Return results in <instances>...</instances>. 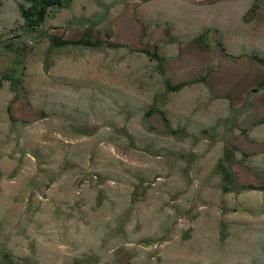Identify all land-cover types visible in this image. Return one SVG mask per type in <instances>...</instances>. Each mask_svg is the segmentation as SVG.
Wrapping results in <instances>:
<instances>
[{
  "label": "rangeland",
  "instance_id": "rangeland-1",
  "mask_svg": "<svg viewBox=\"0 0 264 264\" xmlns=\"http://www.w3.org/2000/svg\"><path fill=\"white\" fill-rule=\"evenodd\" d=\"M29 5L0 0V264H264V0Z\"/></svg>",
  "mask_w": 264,
  "mask_h": 264
},
{
  "label": "trees",
  "instance_id": "trees-1",
  "mask_svg": "<svg viewBox=\"0 0 264 264\" xmlns=\"http://www.w3.org/2000/svg\"><path fill=\"white\" fill-rule=\"evenodd\" d=\"M68 1L69 0H29V6H22L26 24L29 27H38L40 25L39 23H41L45 17L49 16L52 8L66 6ZM50 39L55 45H67L79 41V39H67L62 37L61 35L54 34L51 35ZM98 42L99 41H95L89 36L84 37L82 40L80 39V43L82 44H96ZM8 79L10 78L8 77ZM15 85L16 84L14 83L13 86L15 87Z\"/></svg>",
  "mask_w": 264,
  "mask_h": 264
},
{
  "label": "crops",
  "instance_id": "crops-1",
  "mask_svg": "<svg viewBox=\"0 0 264 264\" xmlns=\"http://www.w3.org/2000/svg\"><path fill=\"white\" fill-rule=\"evenodd\" d=\"M235 54H237V56H239L241 60H245L246 55L243 53L242 49L241 50H239V49L236 50ZM246 97H247V99L245 100V103H242V104H240L238 106L239 107L238 110L240 111V115H241L240 116L241 120H246V117H247L248 112H249L248 110H250L251 106L252 107L254 106V104H251V106L249 105V102H250L249 95H247ZM256 126H257V124H256Z\"/></svg>",
  "mask_w": 264,
  "mask_h": 264
}]
</instances>
